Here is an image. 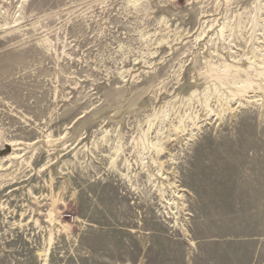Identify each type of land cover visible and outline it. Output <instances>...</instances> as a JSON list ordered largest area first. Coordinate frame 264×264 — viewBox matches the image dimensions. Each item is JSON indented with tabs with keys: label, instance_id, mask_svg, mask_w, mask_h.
I'll return each mask as SVG.
<instances>
[{
	"label": "rangeland",
	"instance_id": "rangeland-1",
	"mask_svg": "<svg viewBox=\"0 0 264 264\" xmlns=\"http://www.w3.org/2000/svg\"><path fill=\"white\" fill-rule=\"evenodd\" d=\"M0 264H264V0H0Z\"/></svg>",
	"mask_w": 264,
	"mask_h": 264
},
{
	"label": "bare ground",
	"instance_id": "bare-ground-1",
	"mask_svg": "<svg viewBox=\"0 0 264 264\" xmlns=\"http://www.w3.org/2000/svg\"><path fill=\"white\" fill-rule=\"evenodd\" d=\"M242 93V92H241ZM240 94V93H239ZM207 103V102H206ZM207 106V105H206ZM208 108V107H207ZM143 123V122H142ZM148 127H149V125H148ZM145 130V129H144ZM157 137V136H156ZM144 138V137H143ZM142 138V139H143ZM145 141V140H144ZM157 142V141H156ZM157 144V143H156ZM155 145V144H154ZM141 146V145H140ZM144 146V145H143ZM147 146V145H146ZM145 148V147H144ZM154 149V148H153ZM118 150V149H117ZM119 151V150H118ZM161 153V152H160ZM116 154V153H115ZM113 157V156H112ZM116 159V158H115ZM145 159V158H144ZM112 161H113V159H112ZM148 174V173H147Z\"/></svg>",
	"mask_w": 264,
	"mask_h": 264
}]
</instances>
